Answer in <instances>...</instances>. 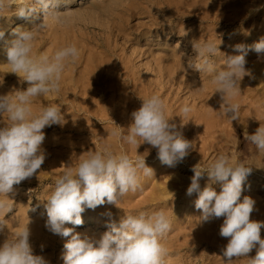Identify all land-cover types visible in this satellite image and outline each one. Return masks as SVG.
<instances>
[{
    "label": "clouds",
    "instance_id": "9594fccd",
    "mask_svg": "<svg viewBox=\"0 0 264 264\" xmlns=\"http://www.w3.org/2000/svg\"><path fill=\"white\" fill-rule=\"evenodd\" d=\"M13 6L19 18L31 20L42 12L44 20L31 30L17 26L11 32L13 39L6 42V65L11 68L10 73L17 74L29 86L26 90L0 95V117H7L6 121H0L3 123L0 127V197H8L14 185L32 177L44 163L43 129L62 126L63 115L56 105L44 107L34 114L33 100L59 93L62 74L79 58V50L74 44L57 49L51 56L47 51L39 54L34 51L37 35L49 27V18L61 26L71 22L67 16L70 10H59L60 0H31L30 3L27 0H0V13ZM3 37L4 32L0 31V39ZM192 46L198 56L196 61L189 62L188 68L213 74L211 83L220 94L221 112L232 122L238 120L240 105L231 100L241 92V77L248 74L245 67L248 51L264 55V37L253 45H235L233 51L241 54L228 56L224 59L225 67L219 70L211 59L219 51L213 42L194 41ZM203 90L202 83L195 92ZM191 110L188 104L180 108L183 116ZM131 117L133 122L127 134H122L118 127L108 132L109 136L118 137L137 149L141 144L150 145L157 150V159L168 167L183 161L190 143L183 138L177 124L170 123L167 105L158 94L142 99V106L133 111ZM181 119L180 128L184 125ZM244 137L255 145L258 153L264 154V124L251 135L245 130ZM142 157L138 155L134 160L129 154H118L111 144L104 143L100 150L88 151L76 158L56 178L55 187L44 204L45 227L54 235L70 237L64 245V264H165L168 252L162 241L167 238L171 221L164 209L141 211L136 215L125 213L118 224L115 221L108 223L110 230L99 240L76 232L75 227L64 226H82V213L86 209L95 210L105 203L118 207L129 192H142V176L153 174ZM191 171L194 175L187 195L198 194L194 206L202 211L201 219L225 217L219 232L221 237L228 239L221 250L224 264H236L234 257H246L254 248L256 255L247 259L248 264H264V239L261 238L264 223L250 219L255 203L252 198L244 197L239 202L252 168L243 161L233 164L229 155L220 153L205 171H201L200 164L193 166ZM205 173L207 182L201 188L200 180ZM216 184L221 186L219 193L213 187ZM9 209L7 200L0 199V215ZM106 215L111 217L110 212ZM4 229L0 222V232ZM29 240V227L6 239L0 246V264H49L44 257L33 254Z\"/></svg>",
    "mask_w": 264,
    "mask_h": 264
},
{
    "label": "bare ground",
    "instance_id": "6f19581e",
    "mask_svg": "<svg viewBox=\"0 0 264 264\" xmlns=\"http://www.w3.org/2000/svg\"><path fill=\"white\" fill-rule=\"evenodd\" d=\"M222 1L212 0L211 4H209L205 0H157L155 3H152L151 12H154L153 15L155 17H150V26L160 27L174 20L185 23V25L178 24L176 28L182 34L186 48L190 49L196 56H198V53L192 46L194 41L203 44L206 40H210L215 44L218 41V34L223 35L231 27H237L236 29L240 34L234 37L232 48L226 51L224 55L217 52L213 56L216 64H219L220 61L223 62L217 67L218 70L222 69L225 67L224 59H227L230 55L241 54L233 51L235 45L239 42L245 46L253 45L264 37V21L260 24L258 23L262 12L260 13L255 10L264 0H229L227 3H223ZM13 11L15 10L8 9L0 13V24H2L0 25V31H4L10 25V22L17 20L16 18L11 19L13 16L10 14ZM143 12H146V9ZM124 13L130 19L136 16V12L133 10L125 9ZM103 14H106V12ZM114 20L120 27L124 26L125 22L121 17L118 19L114 18ZM19 26L23 27V25ZM120 31L122 32L123 30ZM195 31H199L198 34H194ZM110 34H112V29ZM7 39L8 41L13 39L12 35ZM71 44L74 43H66V45ZM4 47L6 48V44ZM36 47L37 44L34 51L39 54V51H36ZM59 48L61 47H57L51 51L50 56ZM77 48L79 50V47ZM84 50L85 48L79 53V58L74 63H71L62 74L61 90L59 93H49L50 95L38 96L33 100L32 107L34 114H38L44 107L56 105L63 115L64 124L62 126L53 125L43 129L45 140L41 147L46 157L42 164L44 168H47L45 181L48 183L51 181L52 184H55L53 182H55L56 178L66 171L67 166L73 161L75 162L76 158L88 151L100 150L104 143H109L118 154L124 152L129 154L134 160L138 155H143L142 158L145 159L146 165L153 170V174L150 177L142 176L141 184L143 191L129 192L118 204V207L105 203L92 210L99 215L104 210L102 212V220L109 223L115 221L118 224L120 218L125 213L136 215L141 211L148 210L164 209L167 214V209H174L176 207L172 206L173 202L166 203L163 199V194H167L171 198L175 196L180 198L182 195L184 200L191 201L198 199V194L196 193H193L191 196L187 195L188 187L183 186V183L180 181L182 179L181 175L175 173L174 168L177 164L174 167L167 166L166 170L162 169V163L155 164L157 161V150L155 148L145 143L141 144L137 149V147H130L122 142L118 137L109 136L108 132L117 130L118 127H120L118 130L122 134H127L133 122L132 117L126 114L127 110L131 108L130 102L114 104L111 100L118 88L115 85H111L117 75V71H123V75L128 77L129 70L132 69L128 66L129 62L125 61L121 56H118V62L115 56L114 63H118V66H115V64H110L105 59L98 60L97 57H92L91 54V57L86 56ZM106 51L110 53L109 49ZM4 58L7 61V55ZM245 59V67L248 74L241 77V92L231 100L232 103H239L240 118L233 122L228 119L226 114L221 112L220 94L216 93V86L211 83L213 74L199 72V75H195L191 72L188 73L181 61L177 59H173L174 65H169L167 69L158 67L159 78L166 75V78L171 83L175 85L179 83L177 89L180 93L188 95L187 98L180 97V93L177 92L175 94L170 92L169 98V94L167 93L169 90H163L165 87L161 80L152 79L148 81V86L157 88V90L147 93L148 96L158 94L165 101L168 119L170 123L177 124L178 129L182 132V136L193 129H196L199 137L203 136L199 140L202 149L198 150L196 146L191 147L193 142L191 140L188 152L196 150L201 154L206 150L205 146L209 145V149H214L216 152H219V150L224 151L223 143L219 142L221 139L215 135L220 129L225 134L222 140H226L230 132L235 131L237 128L243 129L244 132L246 130L250 134L255 133L261 124H264V55H258L255 51H248ZM172 68L173 71L171 73H165L166 70L170 71ZM10 71V66L5 68L0 67V81H6L3 86H0V95L10 94L13 90H26L29 86L27 82H22V78L17 74L10 73ZM202 83L204 90L202 92H195L197 88L202 86ZM101 94H103L102 97H100ZM189 100L192 101L190 102ZM198 101L204 103L196 105ZM185 104L190 105L192 108L187 116H183L180 112V108ZM179 116L183 118L184 125L182 128H180L182 119ZM92 120L97 122L108 121L110 126L102 130H95L96 128H92L89 123ZM52 128L54 133L49 136V130ZM67 133H71V135H67ZM205 134L211 138V142L204 138ZM141 143L143 142L141 141ZM245 143L246 145L253 146L247 140ZM74 146L86 148L82 150L83 153H78L70 149ZM59 148H66L68 151L63 152L65 150H60L64 153L62 154L63 156H54V151ZM249 161L253 165L256 164L255 159ZM178 164L182 165L184 169H189L190 163L187 160ZM246 165L252 168V178L258 179L259 174H264L256 166H251L252 164ZM59 167H63V170H60ZM32 178H35V175L27 179ZM154 179L156 181L152 186L151 195L145 196L150 198L135 201V197L143 195L145 189L153 183ZM39 183L41 186L38 187V190L41 191L44 187V182L41 179ZM204 186L201 184V187ZM257 186V183L250 182L249 178L246 179L243 185L244 191L241 194L239 202H242L244 197L252 198L255 203L250 219L264 223V205L259 197H257ZM215 190L219 193L217 189ZM49 193L51 192L47 191L44 197L41 198L40 207L42 211L43 208L46 211L44 207L46 201L44 199L45 197L48 198ZM35 196L34 194L33 197ZM0 199L7 200L6 196H2ZM188 209L189 211L184 214L186 228H183L179 235L172 238L167 236L168 240L166 238L162 241L163 246L169 251L168 256L170 255L171 259V257L182 253V262H176L175 264H188V261L196 264H224L225 258L221 250L227 245L228 239L221 237L219 232L225 217L210 218L208 221H204L201 219L202 211L196 210L194 205H191ZM190 210L195 213L194 216H190ZM109 212L111 213V217L106 215ZM2 216L3 214L0 215V222H3ZM175 216L177 217L174 218ZM181 216L182 214H175L172 218H169L171 221L169 232L173 231L175 226H178ZM22 223L29 224V221L26 218L16 219L11 222V225ZM88 223L93 222L88 221ZM3 224L5 229L3 232H0V246L3 245L6 239L16 234V232L11 231L12 227L9 224H6V222H3ZM191 225L193 226L192 232L194 230V233L193 236L187 237L188 231H191ZM185 232L187 233L184 234ZM261 238L264 239V228L261 229ZM32 250L34 255L40 254L38 253L40 250ZM255 255L256 249L254 248L246 257H234L233 260L236 264H248L247 259L254 258ZM45 260L48 261L49 259ZM48 262L49 264H53L52 261Z\"/></svg>",
    "mask_w": 264,
    "mask_h": 264
},
{
    "label": "rangeland",
    "instance_id": "374dc122",
    "mask_svg": "<svg viewBox=\"0 0 264 264\" xmlns=\"http://www.w3.org/2000/svg\"><path fill=\"white\" fill-rule=\"evenodd\" d=\"M156 1L157 0H60L59 10H70L67 12V16L70 18L71 22L66 26H61L49 18L47 21L49 27L37 35L36 51H39V53L47 51L50 55V52L55 48L67 46L66 43L71 42L79 47V53L85 48L84 53L86 56L88 55L91 57V54L92 57H97L98 60L105 59L110 64H115V66H118V63H114L115 56L117 62L119 60L118 56L123 57L125 61L129 62L128 66L131 67L132 70H129L128 77L123 75V71H117V75L111 85H115V87L118 88L117 92L113 94L111 100L114 104L130 102L131 108L127 110L126 114L131 117L132 112L138 110L142 106V99L149 97L147 93L157 90L154 86H148V81H151L152 79H159L162 81L165 87L163 90H169V92L167 91L169 98L170 92L174 94L175 92L180 93L177 89L179 83H176L177 85L171 83V81L166 78V75L159 78L160 73L157 69L158 67L167 69L169 65H174L172 60L177 59L178 61H181L188 73L191 72L195 75H199V71L188 68L189 62L196 61L197 56L190 49L186 48L183 36L176 28L178 24L185 25V23H180L179 21L174 20L171 23L163 24V26L160 27L150 26V17L154 16V12H151L152 3H155ZM205 1L209 4L212 2V0ZM27 2L30 3L31 0H27ZM222 2L227 3L229 0H223ZM10 9L15 10V7L13 6ZM125 9L135 11V18H128L124 13ZM145 9L146 12H143ZM255 10L260 13L262 12L261 17L258 20V23L260 24L264 21V1L260 3ZM104 12H106V14H103ZM10 15L13 16L11 19L16 18L17 20L10 22V25L3 31L5 37L0 39V67L3 68L8 66L6 65L8 61L4 58L6 56L4 46L8 41L7 38H10L12 30L19 25H23L22 28L31 30L33 27L41 24L44 20L42 12L37 13L31 20L17 17L15 11ZM113 17L116 19L121 17L125 22L124 26L120 27ZM236 28L237 27L235 26L231 27L227 33L225 32L223 35H217L218 41L215 42V45L220 51H218V53L224 55L226 51L232 48L234 37L240 34ZM111 29L112 34H110ZM120 30L123 31L121 32ZM198 32L199 31H195L194 34H198ZM238 44H241V42ZM108 49L110 50V53L106 51ZM211 59L217 67L219 64L223 63L220 61L219 64H216L213 56ZM197 63H199V61H197ZM172 71L173 68L170 69V71L166 70L165 73L169 74ZM5 83L6 81H0V86H3ZM102 96L103 94L100 95V97ZM187 96L188 95L185 93H180V97L187 98ZM189 101L191 102L192 100ZM199 103L200 101L196 102V105ZM3 120L6 121L7 117H0V121ZM89 123L92 128H96L95 130H102L110 126L108 121L97 122L92 120ZM2 126L3 123H0V127ZM221 130L222 129H220L215 135L221 139L219 142L223 143L222 145L225 148L224 151L219 150V152H216L214 149H209L210 145L205 146L206 150L201 154L196 150L191 152L187 151L188 154L183 161L187 160L190 163L188 167L189 169H184L183 166L179 164L174 168L175 173L181 175L183 180L181 179L180 181L183 183V186H190L191 177L194 175L191 171L193 166L200 164L201 171H205L209 164L213 162L220 153L229 155L233 164L243 161L245 164H252L251 166H256L259 171L264 172V154L258 153L255 145H246L243 129L237 128L235 131L230 132L226 140H222L225 134ZM52 133H54L53 128L49 130V136ZM251 134L254 133H250L249 135ZM67 135H71V133H67ZM202 137H199L196 129H193L191 132L183 136L188 142L193 140L191 147L196 146L198 150L202 149V145L199 143V140ZM204 138L208 139V141L210 140V142L212 141L206 134L204 135ZM85 148L86 147L80 148L74 146L70 149H72L73 152L83 153L82 150H85ZM60 150H65L63 152L68 151L66 148L56 149L54 151V156H63L62 154L64 153ZM254 159L256 160L255 165L249 161H253ZM156 160L155 164L158 165V163H161L157 158ZM46 169L47 168L41 166V168L34 174L35 178L25 179L20 184L13 186V192L9 193L8 197L6 196L10 209L3 214L2 219L3 222H6V224H9L12 227V232L19 233L29 227V242L32 249L40 250L38 256L49 259L48 261H52L53 264H64L62 259V255L65 251L64 245L70 237H62L49 232L45 227L47 213L44 211V208L42 211V208L40 207L41 198L44 197V194L47 191L52 192L55 187V184H52L51 181L49 183L45 181V174H47ZM59 169L63 170V167H59ZM162 169L166 170L167 165L163 164ZM52 171H54V169H52ZM252 177V174H250L246 179L249 178L250 182L257 183V197H259L264 205V174H259L258 179ZM41 179L44 182V187L39 191L38 187L41 186L39 183ZM155 181L156 180L154 179L153 183L145 189L143 195L135 197V201L150 198L145 196L151 195L152 186ZM206 182L207 175L205 173L204 177L200 180V184L205 185ZM213 187L214 189H217L218 192L221 191V186L219 184H216ZM36 192H38V194H36ZM34 194L36 195L35 197H33ZM46 199L47 198L45 197L44 200ZM163 199L166 203L173 202L172 206L176 207L174 209H167V216L169 218H172L175 214H182L181 220L178 221V226H175L174 230L167 235L169 238H172L173 236L179 235L183 228H186L184 214L189 211L188 208L191 205H194L195 201L184 200L182 195L180 198L177 196L171 198V196L169 197L167 194H163ZM102 212H104V210H102ZM102 212L99 215L98 213H94L91 209H86L85 212L82 213V226H74L72 224H65L64 226L68 228L75 227L76 232L87 234L93 240H99L105 232L110 230L107 227L109 222L102 220ZM190 212V216H194L195 213L192 210H190ZM176 217L177 216L174 218ZM23 218H26L29 221V224L22 223L19 225H11L12 221ZM88 221L93 223H88ZM190 228L191 231H188L187 237L193 236V226ZM186 233L187 232L184 234ZM181 254L182 253H179L178 255L171 257V259L170 255H167L165 264L182 262ZM187 263L196 264L190 261Z\"/></svg>",
    "mask_w": 264,
    "mask_h": 264
}]
</instances>
